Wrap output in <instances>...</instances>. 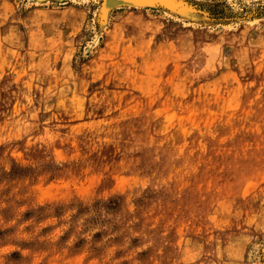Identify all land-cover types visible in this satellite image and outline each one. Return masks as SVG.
<instances>
[{
	"label": "rangeland",
	"instance_id": "374dc122",
	"mask_svg": "<svg viewBox=\"0 0 264 264\" xmlns=\"http://www.w3.org/2000/svg\"><path fill=\"white\" fill-rule=\"evenodd\" d=\"M0 264H264V0H0Z\"/></svg>",
	"mask_w": 264,
	"mask_h": 264
},
{
	"label": "bare ground",
	"instance_id": "6f19581e",
	"mask_svg": "<svg viewBox=\"0 0 264 264\" xmlns=\"http://www.w3.org/2000/svg\"><path fill=\"white\" fill-rule=\"evenodd\" d=\"M107 1L109 2V1H111V0H107ZM130 1H132V0H130ZM133 1H134V0H133ZM151 2H152V0H151ZM132 3H133V2H132ZM138 6H139V5H138ZM144 6H145V5H144ZM139 7H140V6H139ZM182 8H183V7H182ZM186 10H187V9H186Z\"/></svg>",
	"mask_w": 264,
	"mask_h": 264
}]
</instances>
